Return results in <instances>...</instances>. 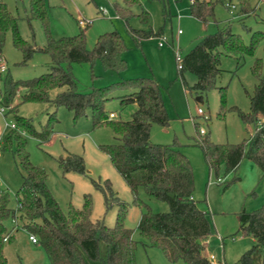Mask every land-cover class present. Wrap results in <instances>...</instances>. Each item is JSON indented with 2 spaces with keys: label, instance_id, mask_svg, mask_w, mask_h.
I'll list each match as a JSON object with an SVG mask.
<instances>
[{
  "label": "rangeland",
  "instance_id": "obj_1",
  "mask_svg": "<svg viewBox=\"0 0 264 264\" xmlns=\"http://www.w3.org/2000/svg\"><path fill=\"white\" fill-rule=\"evenodd\" d=\"M0 1L5 2L19 18L20 36L42 48L47 43V35L41 21L34 20L31 27L28 23L30 0ZM226 1L229 2L226 6L222 3L215 5L214 18L204 24L191 15L190 0H139L128 8L132 14L127 18L118 15L115 9L119 5L126 10L124 0H45L50 33L55 39L76 36L84 30L87 48L93 49L100 35L116 30L127 48L124 53L127 66L121 72L106 70L100 59L95 60L94 64L73 63L71 72L78 82L79 91L89 92L93 88L108 87L140 77L155 79L162 86L163 99L171 120L167 127L152 125L151 141L175 146L189 159L194 172V199L199 208L212 218L213 232L205 241L208 255L212 254L226 264H236L256 244L251 235L239 230V213L244 209L251 212L264 206V173L254 162L245 158L235 171L227 174L223 164L216 175L209 169L196 142L203 136H209L215 143L238 144L254 131L252 125L244 123L237 112L230 109L237 107L245 113L251 111L250 95L258 83L252 68L257 60L262 62L264 75V1L251 0L250 14L243 13L240 0ZM143 11L148 13V22L142 21ZM164 11L167 19L164 18ZM80 20L90 23L83 28L79 24ZM228 24L247 45L252 38L260 35L263 40L258 43L252 56L245 55L239 63L236 59H223L222 68L225 71L217 86L227 87L226 106L229 110L222 114L218 89L203 95L199 100L201 96L186 88L185 84L193 87L197 77L188 72L180 75L175 52L186 55L200 38ZM161 28L160 37L166 38L168 42L162 47L159 46L160 37L136 42L130 32L131 29H152L157 32ZM179 31L182 33L179 34ZM0 59L7 63V71L0 73V88L7 76L15 80H29L51 72V58L42 52H36L24 64V55L15 48L11 32L7 35ZM63 90L65 88L52 91L51 97L55 98ZM19 102L20 97L17 96L8 108L0 104V192L10 195V206L17 209L16 193L26 175L15 152L16 143H13L12 148L3 149L5 137L13 130L8 125L16 124L15 129L27 142L26 150L31 162L48 173V187L65 214L69 213L71 205L82 208L85 195H90L93 202L92 219L114 227L121 207L113 201L108 208L104 193L93 182L104 186L105 181L110 180L116 197L126 206L122 209L126 227L134 231L133 238L136 241L144 242L138 230L144 209L134 204L130 188L114 169L110 157L99 148L117 142L113 130L109 126L93 129L91 109H88L87 116L74 121L73 113L65 108L56 111L49 104L24 103L17 109ZM106 109L115 113L117 119L126 121L131 118L136 107L122 106L120 100L115 99L107 103ZM199 110L204 114H200ZM16 115L27 119L37 131H52L50 136L47 139L31 136L17 123ZM201 130L205 133L202 134ZM68 154L84 158L86 174L63 172L58 159ZM140 196L154 212L169 210L167 203L149 199L142 189ZM6 225L14 237L4 249L8 264H51L46 250L30 240L31 234L24 228L22 221L10 219ZM135 255L136 264H173L160 249L142 243H139ZM175 264L186 263L179 261Z\"/></svg>",
  "mask_w": 264,
  "mask_h": 264
},
{
  "label": "trees",
  "instance_id": "obj_2",
  "mask_svg": "<svg viewBox=\"0 0 264 264\" xmlns=\"http://www.w3.org/2000/svg\"><path fill=\"white\" fill-rule=\"evenodd\" d=\"M126 10L116 5L117 14L127 18L132 13L128 8L139 0H124ZM180 1V0H178ZM251 0H240L244 14H250ZM31 13L28 16L30 27L34 20L41 21L47 35V43L38 48L24 40L18 29L19 18L0 1V56L8 33L13 35V44L24 55L23 63L42 52L51 58V72L29 80H15L9 76L0 88V104L8 108L17 96L24 103L49 104L56 108H65L74 115V121L87 116L92 111L93 129L109 126L116 135L117 142L101 145L100 150L111 159L114 169L123 177L134 197V204L142 212L138 230L144 242L133 238L134 231L125 225L124 209L126 206L116 197L110 180L104 186L94 182L101 190L108 208L113 201L121 207L114 227L103 221L92 219L93 202L90 195H85L82 208H69L65 214L48 187V173L44 168L35 166L26 150L27 142L17 129L5 137V149L16 143L15 152L26 170L23 182L16 193L17 209L10 206V195L0 192V264H8L4 249L14 237L9 232L6 222L10 219L22 221L24 228L36 236L39 244L46 250L51 264H136V250L139 243L160 249L166 259L175 264H213L206 256L204 243L213 232L212 218L201 210L194 199V172L189 159L175 146L156 144L151 141V127L158 124L167 127L170 124L162 86L155 79L134 78L118 82L108 87L93 88L81 92L78 82L71 72L73 63L94 64L100 59L106 70L121 72L126 69L124 53L127 48L118 31L100 35L93 49L87 48L84 30L72 37L55 39L50 33L49 14L45 0H30ZM229 4L226 0H194L191 3V15L204 24L215 16V5ZM148 13L142 12V21L148 22ZM164 18L167 13L164 11ZM131 35L140 42L144 39L160 37L162 28L130 30ZM263 37L252 38L249 45L242 37L234 33L231 25L219 27L213 33L200 38L195 46L184 55L180 75L192 73L197 77L193 87L186 88L198 96L218 89L221 96V113L227 109V87H218V80L225 71L222 68L224 58L239 60L245 55L252 56ZM262 62L257 60L252 73L258 80L254 92L250 95L251 111L245 113L237 107L241 120L254 127L253 133L238 144H219L209 136H203L196 142L203 153L211 171L219 174L221 165L226 173L235 171L243 159L254 162L264 173V75ZM55 98L51 92L57 89ZM119 99L122 106L135 105L136 109L129 120L111 119L106 105L111 100ZM56 113V112H55ZM17 123L24 127L31 136L47 139L52 131H37L30 122L18 115ZM58 163L64 173L86 174L85 160L77 154L59 157ZM152 200L169 205L167 212H154L140 196V190ZM173 194L174 197L170 195ZM239 230L251 235L256 244L246 251L236 264H264V206L248 212L239 213ZM226 264V263H225Z\"/></svg>",
  "mask_w": 264,
  "mask_h": 264
},
{
  "label": "built area",
  "instance_id": "obj_3",
  "mask_svg": "<svg viewBox=\"0 0 264 264\" xmlns=\"http://www.w3.org/2000/svg\"><path fill=\"white\" fill-rule=\"evenodd\" d=\"M264 1V0H263ZM191 3L194 2V0H190ZM106 15V13H104ZM90 23V21H84V20H80L79 21V24L81 25V27H85L87 25V23ZM92 23V22H91ZM182 32L179 31V34H181ZM167 42L166 41V38L164 37H160V43H159V46L162 47L164 46V43ZM168 43V42H167ZM175 55H176V59L178 61V69L181 70L183 68V59L184 57L181 55L180 51H177L175 52ZM7 71V63L3 60V59H0V73H4ZM199 113L200 114H204V112L202 110H199ZM110 118L111 119H115L116 118V114L115 113H111L110 114ZM206 120L208 119L207 117L205 118ZM8 127L12 128V129H15L16 128V124H11L10 126L8 125ZM201 133L204 134L205 131L204 130H201ZM1 148V147H0ZM218 182H221V179H218ZM30 240L34 243V244H38L39 241L37 239L36 236H33V235H30ZM209 259L210 261L213 263V264H224L223 262L221 261H218L216 259V257L214 255H209Z\"/></svg>",
  "mask_w": 264,
  "mask_h": 264
},
{
  "label": "crops",
  "instance_id": "obj_4",
  "mask_svg": "<svg viewBox=\"0 0 264 264\" xmlns=\"http://www.w3.org/2000/svg\"><path fill=\"white\" fill-rule=\"evenodd\" d=\"M199 100H201L202 98H198ZM205 244H206V247H207V243L206 242H204ZM209 255H212V254H209ZM209 255H208V252H207V248H206V256H208L209 257ZM217 259V258H216ZM218 261H220L219 259H217ZM222 262V261H221ZM223 263L225 264V262L223 261Z\"/></svg>",
  "mask_w": 264,
  "mask_h": 264
},
{
  "label": "water",
  "instance_id": "obj_5",
  "mask_svg": "<svg viewBox=\"0 0 264 264\" xmlns=\"http://www.w3.org/2000/svg\"><path fill=\"white\" fill-rule=\"evenodd\" d=\"M170 196H171V197H174V195H173V194H171Z\"/></svg>",
  "mask_w": 264,
  "mask_h": 264
}]
</instances>
